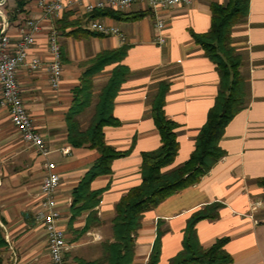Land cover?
<instances>
[{
	"label": "crops",
	"instance_id": "1",
	"mask_svg": "<svg viewBox=\"0 0 264 264\" xmlns=\"http://www.w3.org/2000/svg\"><path fill=\"white\" fill-rule=\"evenodd\" d=\"M97 0H68L57 19H42L43 30L29 51L45 64L37 70L23 65L18 72L24 105L43 136L49 150L41 154L26 142L0 102V225L6 246L0 249L1 264H52L47 234L36 219L39 191L46 162L53 161L60 175L56 200L61 213L60 227L69 249L70 264L78 259L103 256L102 243L113 241L112 219L115 205L132 187L142 181V152L161 145L160 133L151 115V103L159 83L169 84L164 110L177 123L179 149L168 170L187 161L195 148V138L206 122L219 88L216 64L206 56L195 34L209 31L212 3L228 0H194L155 11L146 0H136L121 15H102V22L118 27L125 36L97 34L87 28L90 18L86 4ZM20 2V0H19ZM118 13V12H117ZM137 19H127L133 15ZM165 21V43L157 40L156 16ZM40 17L35 0H0V27L5 18L9 35L18 36V26L30 17ZM71 22L69 25L68 23ZM64 26V27H61ZM58 32L63 76L58 88L49 82L47 63L53 58L48 32ZM232 45L241 55L239 67L248 87V102L227 124L220 146L225 155L199 181L187 185L146 211L135 236V255L131 264H146L159 229V264H167L183 248L187 221L193 212L219 202V217L202 219L195 225L204 248L226 238L225 251L232 260L222 264H264V0H250L246 19L232 29ZM127 47L122 63L131 73L115 97L113 114L119 125L104 127L107 144L130 153L112 161V172L91 182L92 190L104 189L94 208L99 222L86 231L89 212L73 221V191L100 156L98 150L73 147L68 141L66 114L75 97L83 71L81 63L103 50ZM115 64L106 66L94 78L92 104L79 115L83 128L90 123L98 93ZM1 96V92H0ZM69 153H63L64 148Z\"/></svg>",
	"mask_w": 264,
	"mask_h": 264
},
{
	"label": "trees",
	"instance_id": "2",
	"mask_svg": "<svg viewBox=\"0 0 264 264\" xmlns=\"http://www.w3.org/2000/svg\"><path fill=\"white\" fill-rule=\"evenodd\" d=\"M17 2L18 6L23 4V0L20 2L17 0ZM249 5L250 0H228L225 4L212 3L209 31L195 34V40L203 47L206 56L216 64L220 81L215 102L195 138V148L189 159L178 166L163 170L174 161L179 142L175 130L177 123L168 118L164 110L169 84L162 81L151 103V115L160 133L161 145L154 150L142 152L141 183L130 188L115 205V215L112 219L114 240L102 243L104 253L101 258L78 259L80 264H131L135 255V236L141 227L143 214L174 192L198 182L200 177L225 155V151L220 146L225 128L248 102V87L239 70L242 57L232 45V29L246 19ZM116 14L121 15L123 12L96 9L90 12L88 17L96 19L102 15ZM140 16L142 14L126 18L137 19ZM68 24L70 25L71 22ZM126 52V46L103 50L80 64L83 67L80 84L75 90L74 100L66 114L70 145L93 148L100 153L73 191L71 221L83 211H90L89 221L83 231H86L93 223L99 222L94 208L99 204L104 189L92 190L91 182L99 175L110 174L112 161L129 154L131 150H116L107 144L104 134L105 126L120 124L113 114V106L122 84L131 73L130 68L122 63ZM111 64L115 65L98 93L90 123L83 128L79 115L93 102L94 78ZM260 183L264 186V178L260 180ZM221 206V203L215 202L192 213L187 221L183 248L167 264H222L232 260L223 248L226 238L217 240L210 248H204L199 242L195 229L196 223L202 219L218 218ZM162 233L159 229L146 264H159ZM6 244L0 225V249Z\"/></svg>",
	"mask_w": 264,
	"mask_h": 264
},
{
	"label": "built area",
	"instance_id": "3",
	"mask_svg": "<svg viewBox=\"0 0 264 264\" xmlns=\"http://www.w3.org/2000/svg\"><path fill=\"white\" fill-rule=\"evenodd\" d=\"M41 11L40 17L26 18L18 26V36L13 39L8 32L9 23L3 18L0 27V102L9 111L11 121L22 138L36 146L38 151L47 155L49 150L41 133L34 124V120L27 111L19 85V69L26 65L32 70H37L45 62L37 56L29 57V51L36 43L37 36L42 32V19H57L68 6V0H35ZM136 0H97L86 4V11L92 12L96 9L112 8L127 10L131 8ZM194 0H146L148 6L156 12L177 5H190ZM155 26L159 31L157 40L160 44L166 39L162 31L165 21L156 16ZM91 31L106 35H118L125 40L124 34L118 27L108 25L100 19H91L87 25ZM50 51L53 58L47 63L49 82L53 88H58L63 76V64L61 61V50L56 29L48 32ZM63 153H69L70 148H64ZM60 183V175L53 161L46 162L45 174L42 179L39 198L40 204L36 213V219L44 226L49 247L52 264H70L65 258L69 249L65 232L60 227L61 213L56 200V191ZM1 264V262H0Z\"/></svg>",
	"mask_w": 264,
	"mask_h": 264
}]
</instances>
